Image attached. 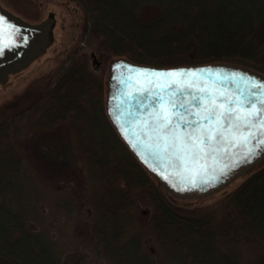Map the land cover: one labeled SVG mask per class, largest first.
<instances>
[{
  "label": "trees",
  "instance_id": "1",
  "mask_svg": "<svg viewBox=\"0 0 264 264\" xmlns=\"http://www.w3.org/2000/svg\"><path fill=\"white\" fill-rule=\"evenodd\" d=\"M72 1L110 56L158 67L231 62L264 73L256 40L264 0ZM5 2L29 22L41 19L36 0ZM90 63L80 52L63 71L52 67L0 101V263L58 264L66 251L87 249L108 264H264V166L202 214L179 213L110 124L103 75ZM59 126L73 137L88 211L77 190L39 180L23 150L24 133ZM85 217L90 229L72 238V222Z\"/></svg>",
  "mask_w": 264,
  "mask_h": 264
},
{
  "label": "water",
  "instance_id": "2",
  "mask_svg": "<svg viewBox=\"0 0 264 264\" xmlns=\"http://www.w3.org/2000/svg\"><path fill=\"white\" fill-rule=\"evenodd\" d=\"M53 22L51 16L41 22H28L0 4V83H4L9 74L25 68L44 52L53 37ZM136 69L161 72L193 70L196 71V76L177 77L178 83H171L161 78L158 82L149 85L143 78L135 75ZM107 72L104 104L110 124L114 126L133 156H136L145 170L154 176L157 184L173 196L201 198L212 194L264 158V147H255L252 154H247V147L238 144L231 147L229 151H220L214 156L209 155L201 160L200 165L206 166V172H203L200 171V165L194 162L182 165L174 156L157 150L156 144L159 141L151 133L150 127L145 126L146 121L148 125H151L149 113L160 107L157 97L159 95L171 97L174 94L179 96L180 93L176 92L178 88L184 89V101H191V94L217 96L218 104L224 102L228 96L235 98L238 95L247 97L249 101H258L264 97V88L253 90L250 82L264 83V74L260 71L231 62L158 67L139 64L120 56L110 59ZM188 82H191V87H188ZM156 83L168 87L161 91L157 89ZM141 88L149 89V91L141 93L138 91ZM199 88H207L208 93H199ZM220 92H224L225 95L219 97ZM154 103L155 108H153ZM188 106L193 112L199 111L191 104ZM259 106L257 104V107ZM245 109L251 110L247 109V105ZM240 115L242 123L244 113L241 112ZM255 143L253 140L252 144L255 145ZM187 169L199 172V175L193 176V172ZM212 176L216 179H210ZM203 180H208V183H202Z\"/></svg>",
  "mask_w": 264,
  "mask_h": 264
},
{
  "label": "rangeland",
  "instance_id": "3",
  "mask_svg": "<svg viewBox=\"0 0 264 264\" xmlns=\"http://www.w3.org/2000/svg\"><path fill=\"white\" fill-rule=\"evenodd\" d=\"M42 11L41 19L34 22L44 21L51 16L53 23L52 40L47 44L44 52L38 55L25 68L14 71L8 75L4 83H0V101L20 92L25 85L46 73L52 67H58L57 71H63L69 62L80 52L90 56L92 69L103 75V82L106 85L107 68L110 59L114 56L108 55L109 50L104 40L97 38L90 30V20L81 18V9L72 0H36ZM0 4L10 12L13 11L5 0ZM20 16V15H19ZM21 17V16H20ZM23 18V17H21ZM25 19V18H23ZM26 20V19H25ZM29 22V21H28ZM33 23V22H32ZM257 43L262 45L261 60L264 63V19L260 25ZM242 65V64H241ZM245 66V65H244ZM247 67V66H246ZM262 73V72H261ZM264 74V73H263ZM106 89V87H105ZM22 147L28 158L32 161L33 169L36 171L39 180L44 181L54 188L77 190L78 199L87 210V197L89 192L84 182V172L81 162L77 158L73 148V137L69 131L59 128L48 132H28L21 137ZM264 166V158L253 167L244 171L242 175L234 178L222 189L201 198H178L168 193L164 188L163 196L175 207L179 213L202 214L204 208L222 199V197L233 192L253 171ZM43 208L44 207V204ZM144 219L149 215V209L140 210ZM90 222L84 219H74L69 228L72 238L84 235L90 229ZM147 248L153 247L154 242L149 232L145 238ZM0 264H9L5 260ZM58 264H108L100 257L94 256L89 250L77 249L66 251L58 260Z\"/></svg>",
  "mask_w": 264,
  "mask_h": 264
},
{
  "label": "snow or ice",
  "instance_id": "4",
  "mask_svg": "<svg viewBox=\"0 0 264 264\" xmlns=\"http://www.w3.org/2000/svg\"><path fill=\"white\" fill-rule=\"evenodd\" d=\"M125 67L127 68V66ZM135 75L152 85L161 78H165L171 83H178L177 77H195L196 71L161 72L136 69ZM137 83H140L139 79ZM250 83L253 90L264 88V83ZM191 86V82H188V87ZM156 87L163 91L168 86L156 83ZM138 91L144 93L149 89L141 88ZM183 91V88L176 90L177 93H180L179 96L175 94L171 97L159 95L157 103L160 107L149 113L151 125H148L147 121L145 122V126L150 127L151 133L159 141L156 144L157 150L169 153L182 165L191 162L200 165V161L205 157L214 156L220 151H229L231 147L238 144L247 147V154H252L255 147H264V97L258 101H249L247 97L239 95L235 98L228 96L224 102L218 104V97L212 95L191 94V101H184ZM198 92L206 94L208 89L199 88ZM218 95L223 97L225 94L220 92ZM189 104L195 106L199 111L193 112L188 106ZM257 104L260 106L257 107ZM245 105H247V109L251 110L247 111ZM155 107L154 103L153 108ZM241 112L244 113L242 123ZM253 129H257V131H253ZM253 140L256 142L255 145L252 144ZM193 158L195 159L193 160ZM187 171L193 172V176L199 175V172H194L192 169H187ZM200 171L206 172V166L200 165ZM210 179L214 180L216 177L212 176ZM202 183L206 184L208 180H203ZM193 184H195V179H193Z\"/></svg>",
  "mask_w": 264,
  "mask_h": 264
}]
</instances>
